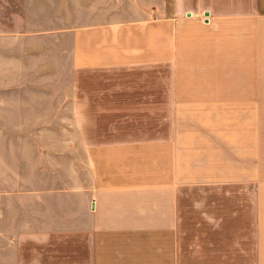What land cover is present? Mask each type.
<instances>
[{
    "label": "crops",
    "instance_id": "0c3cea01",
    "mask_svg": "<svg viewBox=\"0 0 264 264\" xmlns=\"http://www.w3.org/2000/svg\"><path fill=\"white\" fill-rule=\"evenodd\" d=\"M45 13L0 35V112L61 133L0 189V264H264V0Z\"/></svg>",
    "mask_w": 264,
    "mask_h": 264
},
{
    "label": "rangeland",
    "instance_id": "374dc122",
    "mask_svg": "<svg viewBox=\"0 0 264 264\" xmlns=\"http://www.w3.org/2000/svg\"><path fill=\"white\" fill-rule=\"evenodd\" d=\"M54 1L59 0H0V35L6 32L21 33V41L24 44H29L36 40L40 43L55 42L56 39L52 36H45L43 34L29 36L32 32H38V30L47 28L57 22L51 20L49 24L45 18L48 6L54 3ZM48 119L51 120L52 117H28L27 123L24 122L22 124L20 122L18 125H15L14 116H8L0 112V189H11L14 187L15 180L10 178V176L14 175L19 166L16 157L27 155L31 150L23 146L26 145L24 141L53 139L54 136L58 135L61 137V133H49L45 131L34 133L15 129L41 127L43 125L40 124H44L43 121ZM55 119L57 121L58 118L55 117ZM36 121L38 125L35 124Z\"/></svg>",
    "mask_w": 264,
    "mask_h": 264
},
{
    "label": "water",
    "instance_id": "95a60500",
    "mask_svg": "<svg viewBox=\"0 0 264 264\" xmlns=\"http://www.w3.org/2000/svg\"><path fill=\"white\" fill-rule=\"evenodd\" d=\"M208 15V14H207Z\"/></svg>",
    "mask_w": 264,
    "mask_h": 264
}]
</instances>
